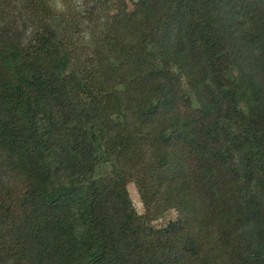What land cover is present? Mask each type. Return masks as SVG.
I'll use <instances>...</instances> for the list:
<instances>
[{
    "label": "trees",
    "instance_id": "trees-1",
    "mask_svg": "<svg viewBox=\"0 0 264 264\" xmlns=\"http://www.w3.org/2000/svg\"><path fill=\"white\" fill-rule=\"evenodd\" d=\"M0 152V264H264V0H0Z\"/></svg>",
    "mask_w": 264,
    "mask_h": 264
},
{
    "label": "rangeland",
    "instance_id": "rangeland-1",
    "mask_svg": "<svg viewBox=\"0 0 264 264\" xmlns=\"http://www.w3.org/2000/svg\"><path fill=\"white\" fill-rule=\"evenodd\" d=\"M129 3V8L131 9V3ZM11 175L10 167L7 164V162L4 160V154L0 152V193H4L7 188V182L9 180V176ZM127 190L129 192V196L133 202V205L135 209L139 213H143L144 207L142 205V202L140 200V197L137 193V190L133 183L127 184ZM175 217V211H169L167 212L163 217L153 220L152 224L159 227L160 225H164L168 220ZM7 253V251H4Z\"/></svg>",
    "mask_w": 264,
    "mask_h": 264
}]
</instances>
